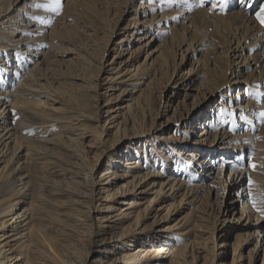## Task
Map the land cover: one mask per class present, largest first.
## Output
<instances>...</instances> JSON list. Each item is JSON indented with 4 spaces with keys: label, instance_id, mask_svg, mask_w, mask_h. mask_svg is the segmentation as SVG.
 <instances>
[{
    "label": "rangeland",
    "instance_id": "1",
    "mask_svg": "<svg viewBox=\"0 0 264 264\" xmlns=\"http://www.w3.org/2000/svg\"><path fill=\"white\" fill-rule=\"evenodd\" d=\"M17 1L11 11L0 14V47H4V44L7 46V49L0 48V53L4 54L3 50H7L16 55L20 64L14 68L20 72L7 67L11 72L5 73L1 70L0 62V90L6 89L8 84L9 89L14 91L17 79H20L17 73L37 65L35 73L39 72L44 78H37L32 89H38L37 84L44 85L40 87V92L33 93L28 99L39 102L37 108L33 106L34 110L49 115L46 117L58 118L46 123L52 125L46 138H53L64 148L50 149L58 158L26 153L32 159L27 163L28 176L21 182L28 180L27 188L30 182L37 188L33 195L28 194V197L17 202L13 215L18 218H12L9 212H0V221H7L0 226V258L3 253L9 254L10 244L14 243L9 241L7 235L18 232L13 238L18 241L16 246L22 248L24 256H36L42 251L40 254H43V258L39 256L38 264H53L44 251V240L37 247H27V236L18 240L28 226L23 208L39 204L43 208L39 214L40 222L48 225L49 237L63 251V256L73 261L70 264H81L80 258H85L86 264H95L93 261L97 258L107 260L124 252L139 257L135 264H148L143 261L141 247L137 251L133 248L135 243L136 246L152 243L164 248L193 239L196 258L193 263L185 260V264H264L263 249L258 246L259 226H254L256 222L246 226L248 221L236 217L241 201L248 203L255 199L258 207L264 208V167L251 174L247 170L251 163L245 153L242 159L245 169H242L240 179L237 183H231V178L229 187L225 184L230 167L225 163L227 160H237L239 135L246 129L247 122L253 125L250 128V134L254 136L251 156L264 160V135L259 140L262 144L256 148L255 135L262 134L256 119L257 108L248 107L244 96L236 94L237 90L245 87L251 91V81L259 74V69H253L247 65L249 60L245 61L250 52L242 54V60L235 58V52L227 49L229 43L226 37L213 31L209 24L202 26L195 14L189 17L190 11H182V7H178V0H60L58 11L51 10V0ZM261 1L256 0L254 9ZM140 3L144 6L139 7ZM203 6L217 11L212 0ZM162 12L165 13L164 18H160ZM13 15L20 22L12 24L19 27L8 29L6 25L9 26L8 21ZM159 18L160 22H157ZM28 20L33 22L28 27L23 26V22ZM220 23L225 25L227 22ZM176 29L183 40L180 49L174 43L166 42L171 36L170 31ZM8 30L14 31L10 41H7V35H1ZM29 31L34 35H30ZM19 35L36 40V46L32 49L34 54L17 51V46H25L15 41ZM145 35L149 38L143 39ZM121 38L125 39L122 45L117 43ZM121 47L127 49L119 51ZM26 56H31L35 61ZM228 61L238 63L232 65L233 73L228 70L231 64ZM96 65L100 66L98 73ZM116 71H119L118 75ZM96 74L99 85L89 90L85 85L95 81ZM142 77L150 81L146 89L144 84H136ZM46 80L50 87L46 88ZM120 87L123 92H119ZM71 92L77 97L69 96ZM97 92L99 95L95 97ZM108 94L116 96L108 105L116 110L118 121L122 122L125 117L123 113L129 115L132 111L136 115L129 122L126 121V132L123 127L116 131V127H113L115 122L103 126L108 114L104 108ZM147 95L153 98L145 103ZM255 100L264 105V98ZM233 105L239 107L233 110L228 108ZM231 110V115L240 119L234 128L230 127L228 115L227 119L223 118ZM80 111L92 119L77 116ZM219 121L221 123L217 125ZM203 125L207 129V138L201 143H192L197 126ZM233 131L239 134V138L232 137ZM98 133H102L101 136ZM182 136L184 140L181 141L185 143L177 146L175 139L179 140ZM116 139L120 140L118 144H114ZM75 141L82 146V154L87 156V162L92 160L96 163L94 169L89 171L86 160L72 151ZM189 144L200 146L203 152L210 151L208 159H212V162L208 163L211 166L191 165L192 174L180 171L178 160L185 165L187 162L183 157H177L179 155L171 151V146L183 148ZM48 147L51 148V145ZM159 148L162 153L157 152ZM7 153L1 156L0 167L5 164L2 161ZM133 157L142 163V168H136L138 173H150L145 182L139 184H145L144 187L148 189L139 193L141 187L138 185L133 190L125 186V192L107 198V193L117 185L132 180V174L116 178L113 171L120 169L123 158ZM220 163H224V166ZM12 164V161L7 164L3 173ZM173 164L178 166L174 171L170 170ZM175 172L186 174L176 175ZM173 176L181 183L169 186L166 182L171 183L169 177ZM151 180L165 181L160 195L156 197L154 192L159 183L151 186L148 183ZM21 182L16 179L10 190L20 188L23 185ZM249 191L251 196L248 195ZM82 192H86L87 196H81ZM259 194L260 198L256 199ZM18 197L0 193V210L6 200L17 201ZM72 199L83 201V205L92 209L87 211L82 205L72 204ZM137 213L140 214L138 218ZM260 222L261 238L264 239V216ZM123 226H127L129 234L135 238L131 245L124 246V242L116 240L117 235L123 232L120 229ZM154 233L157 236L150 238ZM162 239L169 244H160L163 243ZM222 243L225 245L217 247ZM124 247L130 250L124 251ZM189 253L186 256L188 259L191 258ZM241 253L242 256L237 258ZM169 255L165 257V263L169 262ZM181 261L184 262L183 259Z\"/></svg>",
    "mask_w": 264,
    "mask_h": 264
},
{
    "label": "bare ground",
    "instance_id": "2",
    "mask_svg": "<svg viewBox=\"0 0 264 264\" xmlns=\"http://www.w3.org/2000/svg\"><path fill=\"white\" fill-rule=\"evenodd\" d=\"M207 1L208 0H204V3ZM233 1L234 0H228L227 6H225L223 9L216 6L217 11H213V10L211 11V10H209L210 8L204 7L203 6L204 4L203 5L200 4V0H188V4H184L183 0H178L177 3H178V7L179 6L182 7L181 8L182 11H185V10L190 11L189 17H191L192 14H195L196 16H198L197 18L200 21L202 26H204V25L208 26V24H209V26L212 27L213 31H215L218 34H222V36H225L228 43H229V46L227 47V49L229 51L235 52V54H234L235 58H237V59L241 58V60H242V57H243L242 54L246 53L247 51L250 52V54L245 59V61L249 60L247 65L250 67H254L253 69H256V70L259 69V74L257 75V77L254 80L251 81V83H252L251 88H253L251 91L245 87L243 90H242V88L240 90H237L236 94L239 96L240 95L244 96L243 98H244V100H246L245 104L248 103V105H247L248 107L254 106V108H257V111H255L257 113L256 119L259 123L258 125L260 126V133H262L260 135L258 134V136L255 135L257 137L256 148L257 147L259 148V146L262 144L261 142H259L260 137L262 135H264V116L260 115L261 112H264V105H262V103L256 101L255 99L264 98V71H262V70H264V27H262L260 25V23L257 21V19L255 17V11L258 10V6L256 7V9H249L247 7L241 8V7L235 6L236 1L234 3H233ZM17 2H18L17 0H13V1L2 0V2H0V14L4 13V12L8 13L9 11H11L14 7L13 5L17 4ZM254 3L256 5V0H254ZM260 3H264V0H262ZM143 6H144L143 4H141V3L139 4V7H143ZM2 8H3V10H2ZM187 8H189V9H187ZM228 9H229V11H227ZM231 9H233V10H231ZM209 11H211V12H209ZM223 11H227V12H223ZM253 11H254V13H252ZM164 16H165V13L162 12V14L160 15V18H164ZM160 18L157 20V22L158 21L160 22ZM155 19H157V18H155ZM220 21L227 22V23L224 25L223 23H220ZM12 22H14V23L20 22V19L15 18L14 15L11 16V19L8 21L9 26L6 25V27L8 29L19 27V26H16L17 24H12ZM32 22H33V20H28L27 22H23V26L28 27V25L31 24ZM22 30H25V29H22ZM8 31L9 32H7V33L4 32L1 35L2 36L7 35L8 37L7 36H5V37L8 38L7 41H10L12 39V37L14 36V31L13 30H8ZM30 31H33V30L31 29ZM236 32H237V34H236ZM170 33H171V36L168 37V41H166V40H164V41H166L168 43H174V46L179 47V49H180L181 43L183 40H181L180 35L177 32V29L171 30ZM30 35H34V34H32L30 32ZM144 38H149V37L147 35H145L143 37V39ZM24 39H26V40H24ZM124 40H125L124 38H121L120 40L117 41V43L122 45ZM15 41L18 42V43L16 42L17 44H23V45L25 44V46H20V45L17 46L18 52H21L22 54H34L35 53L32 50L36 46L34 44L36 41V40H34V38H24L23 36L19 35L15 39ZM5 45L6 44H4V47H0V48H2V49L6 48L7 49V46H5ZM118 49L120 51V50H124L127 48L121 47ZM3 51H4V54L0 53V62L2 63L1 70L5 71V73L11 72L10 70L8 71L7 67H9V68L13 67V69H15L14 68L15 65L20 64L19 58L16 55H13L12 53L8 52L7 50H3ZM26 58L35 61V59H33L31 56H26ZM12 62H13V64H12ZM228 62L230 63L231 61H228ZM36 64H37V62H36ZM99 64H100V62L98 63V65ZM233 64L238 65V63L231 62L228 70H230L232 73L234 72V68H232ZM260 64H261V66H260ZM258 66H259V68H257ZM36 68H37V65H34L33 67H30L27 71L17 73L20 76V79H17V82H16L17 85L15 86L16 88L14 89V91L9 89L10 87H8V84H7L6 89L4 88V89L0 90V97H1L0 102H2V103H0V154H1L0 159H1V156L4 155V153L8 152L2 161V162H5V164H3L0 167V193L3 196L9 195V197L19 196L17 201H15L16 199H8V200L5 199L6 200V202H4L5 206L0 210L1 213L2 212H4V213L9 212L12 215L14 213H16L15 209H16L17 202L20 199H24L25 197H28V194L33 195V193L35 192V190L37 188V185L35 186V184L31 183V182H30L29 187L27 188L28 180H26V181L24 180L23 182H21L24 177L27 178V176H28L26 173L27 163H29L30 160L32 159V158L26 156V153L31 152V155H35V156L39 155V154H44V155H47L50 157L51 156L57 157V156L53 155L54 152H52L50 149H52V147H55V148H57V147L62 148L63 147L61 143L57 142L53 138H51V137L46 138V135L51 131L50 128L52 127L51 124L46 125V123H51V121H56L58 118L46 117L49 115H46V114H43L42 112L34 110L33 106H36V108H37V106L39 105V102H34V101H32V99L31 100L28 99L29 96L33 95V93L36 94L40 90V87L43 88L42 86L44 85V84H37L38 85L37 88L38 87L39 88L34 89V90L32 89L33 87H35V84H36L35 80L37 78H44L43 75L40 74L39 72L35 73V71L37 70ZM95 69L97 70V73H98L100 70V66L96 65ZM15 70L17 72H20V70L18 68H16ZM29 71H31V72L29 73ZM115 74L118 75L119 71H116ZM96 76L97 77H95V79H94L95 81L87 82V84L85 85L86 88H88L89 90H93L94 88L98 87V85H99L98 77L99 76L97 74H96ZM14 77H16V76H14ZM77 79H80V77H77ZM110 79H113V78H110ZM149 82L150 81H145L144 77H142V79L136 81V84L137 85L144 84L145 89H146L147 86L149 85ZM176 82H178V80ZM46 83H47L45 85L46 88L51 86L48 81ZM110 86H113V85H110ZM107 88H109V87H107ZM32 90H33V92H32ZM118 90H119V92L124 91V90H121V87ZM105 91H107V90H105ZM245 92H246V94H245ZM248 94L250 96H248ZM98 95L99 94L97 92L95 97H97ZM111 95L112 94L107 95V102L104 105V108H106L105 112H107L108 114L105 117V122H104L103 126L106 123L111 124V123L115 122L113 124V127H116V131L119 128L122 129V127H123L124 131L126 132V128H127L126 127L127 126L126 121L129 122L132 118H135L136 115L132 111L129 112L130 113L129 115H127L126 113H123V116H125V117L122 118L123 119L122 122L118 121V114H116L117 113L116 110H114L112 106L108 105L112 100H114L116 98V96L111 97ZM69 96H71L72 98L77 97L72 92L70 93ZM152 98H153L152 96L147 95L146 98L144 99L146 101L145 103L151 101ZM8 101H10V102H8ZM87 101H88V99H87ZM238 107H239V105L238 106L237 105L228 106V108L232 109V110L235 108H238ZM232 110L230 112L224 114L223 118L227 119V117L229 116L228 121L230 123V127L232 126V128H234L235 126H238V124H236V123L238 121H240V119L236 118L234 115H231L233 113ZM98 111H100V109L97 110V115H98ZM77 116L83 117L84 119L85 118L92 119V118H90V116H88V114H86L83 111L82 112L80 111V113H78ZM6 119L9 120V122H7ZM215 122H217V121H215ZM220 123L221 122L219 121L217 123V125H219ZM121 124H122V126H121ZM133 124H134V122H133ZM245 126H246L245 127L246 129H243V131L241 132L240 135L235 133L234 131L231 133L232 137H234V136L237 137L238 135L241 136V138H239V136H238V138H239L238 140L240 142L237 143L240 159L236 160L237 163H236V161H231V160H227L226 161L227 164L225 163V166H230L228 169V176H227V178L225 177L226 181H227V182H225V184H227L228 187H229L231 178H232L231 183H234V182L237 183L238 179H240V176L242 175V169L243 170L245 169V167L243 165L244 161L242 160L243 158H245V153L247 154L246 159H249V162L251 164L255 165V167H250L249 169H247L248 171H251V174H256L259 171L260 167H264V160L263 159H261L259 156H256V157L251 156V154H252V150H251L252 139L254 138V136H252L250 134V132H251L250 128L253 125H251L250 123L247 122ZM110 127H112V126H110ZM38 130H40V132L37 133L36 131H38ZM195 132L196 133L192 139V143L193 142L194 143H201V142H203L202 140H205L207 138L205 136L207 133V129L204 127V125L203 126H197V130ZM225 133H227V132H225ZM101 134L102 133H98V136H101ZM81 135H82V133L79 134V136H81ZM167 136L169 137L170 135H167ZM160 138H163V137H160ZM118 139H116V143H114V144H118L120 142V140H118ZM177 139H175V142L173 139H171L170 141L174 142L177 146H182L183 143H185V141H181V140H184L183 136L179 137V140H177ZM176 141H178V143ZM208 141H210V139ZM179 142H181V143H179ZM48 145H51V148L48 147ZM73 145H74L73 148H75V149L74 150L72 149V151L73 152L75 151L77 153V155H81V157L84 159V161L86 160V162H87V156L86 155L84 156L82 154L83 148L80 145L79 141H75ZM176 145L171 146V148H172L171 151L174 152L175 154H178L179 156H177V157H179V158L183 157V159H185V161L187 162V165H185L182 161L178 160V162L180 163V165H179L180 171L185 170L186 173L188 172V173L192 174V171H191L192 169L190 168L191 165H195V164L200 165L201 164L203 166L204 165L205 166H211V164H209V163L212 162V159H208L209 154H211L210 151L203 152L200 149V146H198V145H190L189 144V145H187V147H183V148L182 147L178 148V147H176ZM227 146H229V145H227ZM22 151H24V153L19 156V154ZM157 152L162 153L163 151H161V149L159 148L157 150ZM203 154H205V155H203ZM163 156L166 157L165 155H163ZM113 158H114V160H116L115 157H113ZM136 158L137 157L123 158L122 162H121L120 169L113 171V174L115 175L116 178H123L124 176H126V174H130V175L132 174L131 175L132 180H130L129 182H124L125 185L124 184L117 185L115 187V189H113L109 193H107V198H113L118 193L125 192V190H126L125 186H127V187L129 186L130 190H133L134 187H136L138 185L139 187H141L139 193L145 192L148 189V188L144 187V186H146L145 184L143 186H140L139 184H143L145 182L144 181L145 178L150 173H146V175H143L142 173L137 172L138 170L136 168H142V165H141L142 163H140L139 159H136ZM11 161L13 164L7 169L6 173H3L6 165L9 164ZM220 164H222V163H220ZM95 165H96V163L94 164V161L88 160L86 168H88L90 171V170L94 169ZM172 166H173L172 168L170 167V170H172V171H174L176 169L175 167H178V166H176V164H173ZM48 167H49V165H48ZM81 173L84 174V172H81ZM186 173L175 172L176 175L177 174H186ZM237 174H239V175L236 176ZM170 175H172V174H170ZM175 177L176 176H173L172 178L169 177L170 180H172V182L171 183L166 182V184H168L169 186L178 185L180 181L175 179ZM16 179H17V181L19 180V182H21L23 185L20 188L15 187V189L10 190L11 186L14 185V183L16 182ZM21 183H19V184H21ZM129 183H130V185H129ZM148 183H150L151 186H155L159 183L158 188L155 189V192H154L155 197H156L157 195H160V190L162 189V186L165 183V181L164 180L163 181L151 180V182L148 181ZM24 187L27 189H25ZM24 190H26V191L29 190V192H26ZM90 191L93 192L92 189H90ZM85 193L86 192H82L81 196L86 197L87 195ZM76 194L78 196H80V194H78V193H76ZM242 195H243V193H241V197H242ZM255 198L256 199L260 198V194L258 196H256ZM258 200H260V199H258ZM82 202L83 201L76 200V199L71 200L72 204L82 205L83 207H85V209L87 211H90V209H92L90 206L83 205ZM257 206H259V204H257ZM40 211H43V208L39 204H35L31 208L30 207L23 208L22 212H23V215L25 216V219L28 220L26 223L28 226L26 228L27 231L24 232L25 234L23 233L22 235H20L18 237V240H19V238H23L24 236H27L28 239H27V241L25 240L27 243V247H33V246L37 247L38 244L43 243V240H44L46 242V244H45L46 246L43 244L45 247L44 251H46V254L49 255V258L53 262V264H70V262L72 263L73 261L68 259V258H65L63 256V251L59 250L58 247L53 243V241H54L53 238L49 237V235H48L49 232L47 231L49 228L48 225H45V224L40 222V220H41L40 219L41 216L39 215ZM139 216H140V214L137 213L136 218H138ZM13 217L18 218V216H14V215L12 216V218ZM236 217L237 218L242 217L243 220L248 221L246 226H250L256 222V224L254 226H259V228H257L258 229L257 234H260L257 236L258 246H262L263 253H264V239L261 238L263 232L260 230V227L262 225L260 222L262 219V216L260 213H258L256 208L253 207L252 200H250V202H248V203H247V201H241L240 209H239V215ZM0 220H2V219H0ZM252 220L254 221L253 223H251ZM6 222L7 221H0V226H3ZM119 224L122 226L121 223H119ZM129 226H132V225H129ZM120 229L123 232L117 235L116 240H120L121 242H124V244H125L124 246L131 245L130 242H133V240L135 238H133L129 234V229L127 228V226L124 228L121 227ZM17 234H18V232L11 233V234L7 235V237L10 238L9 241H14V243L10 244V248L8 247L9 248V254L8 255L6 253H3V256L0 258V264H11V263L12 264H38L37 260L41 257L43 258V254L42 255L40 254L42 251H40L39 254H37L36 256L26 255V254H25L26 256H24L22 248H20L19 245L16 246V243L18 241L16 240V238H13ZM156 236L157 235L154 233V235H152L150 238H154ZM163 240L164 239H162L163 243H160V244H164V243L169 244V242H164ZM138 242H139V240H138ZM6 244L8 245V243H6ZM146 244L147 243H142L141 245L138 244V246H136V243H135L133 248L135 249V251H137L141 247V251L143 252L142 257H144V259H145L143 261H146L148 264H174L175 262H177L178 264L179 263L185 264V260L187 263L190 261L193 263L195 258H196V256L193 254V250H194V246H195V240L194 239L191 241H186L181 245H177V246L171 245V247H164V248H162V245H155L154 246L152 243H149L148 245H146ZM224 245H225L224 243L218 244L217 247L224 246ZM47 247L49 248V250L52 251V253L48 250ZM1 248H2V246L0 247V255H2L1 254ZM126 249L130 250L128 248H125L124 251H126ZM163 249L165 250V252ZM189 251L191 253L190 259L186 258L187 253H189ZM108 252H110V250H108ZM164 253H165V255L163 256ZM168 253L171 255V257H169V262L165 263L164 260H165V257L167 256ZM190 253H189V255H190ZM39 256H41V257H39ZM241 256H242V253L239 254L237 258H240ZM155 258H156V260H155ZM80 259L81 260L79 263H81V264L87 263L85 258H80ZM181 259H183L184 262H182ZM48 261H49V259H48ZM138 261H139L138 256L130 255L129 253L124 252V254H121L117 257L111 256L107 260H104L103 258H97L93 262H95V264H135ZM46 264H51V263L47 262Z\"/></svg>",
    "mask_w": 264,
    "mask_h": 264
},
{
    "label": "snow or ice",
    "instance_id": "3",
    "mask_svg": "<svg viewBox=\"0 0 264 264\" xmlns=\"http://www.w3.org/2000/svg\"><path fill=\"white\" fill-rule=\"evenodd\" d=\"M145 2H146V0H145ZM168 2H172V0H168ZM257 2H258V0H257ZM183 3L188 4V0H183ZM212 3L214 6H218L221 9H223L225 6H227L228 0H212ZM200 4L203 5L204 0H200ZM49 6L51 7L52 11H58L60 6H61L60 0H51V3ZM235 6L241 7V8L247 7L249 9H254L256 5L254 3V0H236ZM255 17H256L257 21L260 23V25L262 27H264V3H258V10L255 11ZM260 115L264 116V112H261ZM241 119H243V117H241ZM236 159L237 160L240 159L239 153L236 154ZM221 166L223 167L224 165L221 164ZM250 167H255V165L251 164ZM251 183L252 182L249 180V184H251ZM248 195L251 196L252 193L249 191ZM252 205L254 208H256V210L262 216H264V208L258 207L255 199L252 200Z\"/></svg>",
    "mask_w": 264,
    "mask_h": 264
}]
</instances>
